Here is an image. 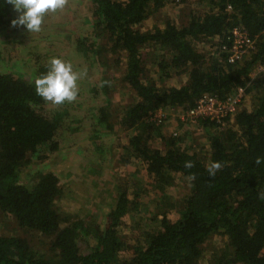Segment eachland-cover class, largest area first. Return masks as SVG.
Wrapping results in <instances>:
<instances>
[{"label":"trees","instance_id":"obj_1","mask_svg":"<svg viewBox=\"0 0 264 264\" xmlns=\"http://www.w3.org/2000/svg\"><path fill=\"white\" fill-rule=\"evenodd\" d=\"M90 1L89 24L96 39L89 47L77 39V49L85 57L92 53L87 59H95L94 55L100 59L103 50L123 53L122 80L136 97L115 112L106 105L95 108L90 114L91 133H111L115 123L128 132L120 159L127 165L133 159L141 162L153 180L150 188L164 198L163 208L170 206L164 192L175 176L185 179L189 190L177 202L175 219H169L166 211L156 216L157 224L150 218L131 245L121 237L119 227L142 203L141 193L147 191L139 183L130 193L127 183L116 186L99 224L60 213L56 202L64 192L59 176L39 170L29 183L21 173L33 159L43 161L61 150L65 133L83 128L72 127L74 120L65 106L52 105L36 94L34 81L47 67L38 68L31 81L16 71L0 72V210L20 228L50 239L48 251L43 252L20 236L0 235V264H200L202 245L213 236L223 242L211 251L206 264H264V199L258 195L264 192V74L247 86L254 67L264 62V0H196L208 9L192 10L179 26L165 21L162 28L147 30L139 26L171 0ZM14 11L7 0H0V30ZM233 27L255 38L256 49L241 61L228 63L227 52L216 46ZM101 38L105 42L96 44ZM203 42H208L209 55L197 49V43ZM150 46L164 50L158 59L154 56L164 77L173 70L186 74L182 85L142 80L143 51ZM99 86L106 96V88ZM240 86H247L246 95L254 91L252 106L239 108L223 125L209 118L197 122L181 118L202 94L224 98ZM158 109L167 118L174 111L184 134L163 135L161 126L167 119L159 124L151 119ZM230 120L233 124H228ZM195 129L207 133V146H191L189 134ZM154 137L163 141L161 148L151 146ZM185 161H192L194 167L185 168ZM211 162L223 165L215 177L207 171Z\"/></svg>","mask_w":264,"mask_h":264},{"label":"rangeland","instance_id":"obj_2","mask_svg":"<svg viewBox=\"0 0 264 264\" xmlns=\"http://www.w3.org/2000/svg\"><path fill=\"white\" fill-rule=\"evenodd\" d=\"M207 9L208 6L199 4L196 0H171L148 16L139 27L141 30L151 29L154 26L162 28L165 21L179 26L188 20L192 10L203 12ZM18 15L19 13L14 11L12 19L0 30L1 73L16 71L31 81L35 78V71L42 66L47 67L53 57L71 62L76 70H87L86 76L78 81L77 99L72 103L63 104L68 109L69 119L74 120L72 127L80 126L83 129L70 134L65 133L62 139L64 147L58 152L51 153L46 160L33 159L21 173L22 180L30 183L39 170L54 172L59 176V184L64 192L63 197L56 202L58 211L68 213L74 218L84 219L87 224L101 223L103 214L113 202L117 185L127 183L130 193L135 189L133 185L139 183L147 192L141 193L142 203L137 206L134 214H128L122 219L119 227L121 237L129 245L134 243L150 218H154L153 221L151 220L152 224H157L156 216L160 218L159 214L166 211L169 219H175V207L188 192V182L175 176L173 183L166 186L164 192L170 206L163 208L164 198L160 196L158 190L150 188L153 180L145 173L141 162L133 159L127 165L120 159L125 154L123 148L128 141V132L115 123L111 133H91L90 114L95 108L106 105L115 112V108L121 110L136 99L134 91L122 80L126 62L123 53L113 55L103 50V57L100 59L97 55H94L95 59L93 57L87 59L92 53H87L85 57V54L77 49V39L86 41L87 47L93 39H96L89 24L92 19L91 1L68 0L64 9L45 16L42 30L38 33H30L23 26L14 27L11 21ZM105 40L101 38L96 44H102ZM208 42L197 43V49L209 55ZM145 52L142 65L144 82L151 81L157 85L178 87L186 81L185 73L180 74L174 70L169 77L163 76L154 58L156 56L158 59V55L164 53L163 49L150 46L145 48L143 54ZM100 84L106 88V96L100 92ZM253 92L246 95L240 108L252 106ZM107 98L110 104L107 103ZM177 119L174 111H169L165 124L161 126L163 135L168 137L171 134L183 133L179 132ZM228 124H233V120ZM189 135L193 136L191 137L193 148L199 149L200 146L207 144L205 131L195 129L194 134L192 132ZM96 145H99V148ZM162 145L161 138L152 139V147L161 148ZM0 235L20 236L25 238L34 249L48 251L49 238L37 231L20 228L9 213L1 210ZM222 242V238L216 236L207 240L202 245L203 254L200 264H206L211 251L221 246Z\"/></svg>","mask_w":264,"mask_h":264},{"label":"clouds","instance_id":"obj_3","mask_svg":"<svg viewBox=\"0 0 264 264\" xmlns=\"http://www.w3.org/2000/svg\"><path fill=\"white\" fill-rule=\"evenodd\" d=\"M7 3L19 13L18 17L11 21L14 27L23 26L30 33H38L42 30L45 16L64 9L68 0H7ZM86 74V69L76 70L71 62L53 57L47 65L46 73L35 79V92L52 105L72 103L79 93L78 81ZM261 162V159L257 158L256 163ZM184 167L190 169L194 165L192 161H185ZM222 167L220 162H211L207 166V171L211 177H215L216 172ZM190 179L195 180V175H192ZM258 195L260 199H264V192Z\"/></svg>","mask_w":264,"mask_h":264},{"label":"built area","instance_id":"obj_4","mask_svg":"<svg viewBox=\"0 0 264 264\" xmlns=\"http://www.w3.org/2000/svg\"><path fill=\"white\" fill-rule=\"evenodd\" d=\"M216 49L222 52H227V62L236 63L241 61L248 53L255 51L256 40L251 38L248 33L241 27H233L225 35V40L220 41ZM260 74H264V62L257 64L251 72V79H254ZM237 87L232 93L224 98H219L216 95L208 93L202 94L195 102L194 106L186 111V115L181 117L189 118L193 122H197L200 118H209L223 125L224 121L231 118L240 108L246 97V87ZM155 123L159 124L167 119V113L162 109L154 112L151 118ZM226 122V121H225Z\"/></svg>","mask_w":264,"mask_h":264}]
</instances>
